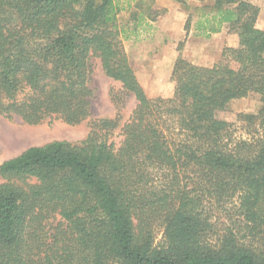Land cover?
Masks as SVG:
<instances>
[{
  "label": "trees",
  "instance_id": "16d2710c",
  "mask_svg": "<svg viewBox=\"0 0 264 264\" xmlns=\"http://www.w3.org/2000/svg\"><path fill=\"white\" fill-rule=\"evenodd\" d=\"M209 1L185 28L235 44L211 66L179 54L172 95L149 97L115 0H0L5 118L86 120L93 58L136 101L118 144V115L96 118L0 163V264H264V23L247 0ZM250 93L261 107L236 134L220 113Z\"/></svg>",
  "mask_w": 264,
  "mask_h": 264
},
{
  "label": "rangeland",
  "instance_id": "374dc122",
  "mask_svg": "<svg viewBox=\"0 0 264 264\" xmlns=\"http://www.w3.org/2000/svg\"><path fill=\"white\" fill-rule=\"evenodd\" d=\"M247 1L259 7L258 16L264 23V0ZM115 2L119 7L118 27L125 28V32L120 35L121 40L127 47L126 54L130 64L146 94L149 97L172 95L174 81L171 80V73L177 58L174 54L178 53L183 57L185 40L189 33L194 35L193 29L185 28V21L189 14L194 18L201 13L204 6L210 5V1L187 0L184 5L178 0H138L136 5L133 4L134 7L132 5V10L139 12L141 17L136 20L134 27L126 26L127 21L133 20L131 19L132 11L121 8L128 4L121 0H115ZM165 4H170L169 7L172 10L164 7ZM186 31L188 34L185 37ZM230 34L228 27L224 26L216 37H210L212 34L208 36L206 39L208 55L205 57V62L213 63L219 58L221 53L216 56L213 50L220 42L223 43V48L225 45H233L236 42ZM179 44L182 46L180 50H178ZM183 58L186 59V57ZM91 86L93 95L90 116L77 125L66 124L60 119L28 124L18 117L8 119L0 114V163L31 145H39L54 139L71 141L83 139L89 131L90 122L96 118L115 119L118 115V126L109 138L118 144L121 139L120 127L135 106L134 96L123 92L119 82L104 74L97 58L92 59ZM260 107L259 96L250 93L246 97L230 101L226 110L220 115L234 122L235 132L240 134L244 133V129L242 123L236 120V114L238 112L256 113ZM155 233L156 242L161 239L162 233L160 229H156Z\"/></svg>",
  "mask_w": 264,
  "mask_h": 264
},
{
  "label": "crops",
  "instance_id": "0c3cea01",
  "mask_svg": "<svg viewBox=\"0 0 264 264\" xmlns=\"http://www.w3.org/2000/svg\"><path fill=\"white\" fill-rule=\"evenodd\" d=\"M121 2H125L128 4L126 7L121 6V8H124L125 11H132L131 14H133L131 17V19H133V20L127 21L126 26L134 27L136 25V20L141 17L139 12H136V10H132V5L134 3L136 5V3H138V0H121ZM129 4H131V5L129 6ZM169 6H170V4L169 5L165 4L164 7L168 8ZM133 7H134V5H133ZM168 9L172 10L171 7H169ZM169 10H168V12H170ZM165 12H166V9H165ZM259 19H260V17H259ZM119 29L121 30V34L125 32L124 27H121ZM219 34H220V31L217 33H213L210 37L214 38ZM230 35H232L233 39L236 40L235 34H230ZM207 38L208 37L195 36V35H193V33H189V35L187 36V38L185 40V49L182 52L183 57H186V59L193 64L203 65V66H211L214 62L213 63L205 62V57L208 55L207 47H206L207 46V42H206ZM122 43H123V48L125 49V52H128L125 43L124 42H122ZM234 44L235 43H233V45ZM222 49H223V43L220 42L219 45H217L215 47V50H213V53H216L217 54L216 56H218L221 53ZM174 55H175V57H177V55H179V54L176 53Z\"/></svg>",
  "mask_w": 264,
  "mask_h": 264
}]
</instances>
